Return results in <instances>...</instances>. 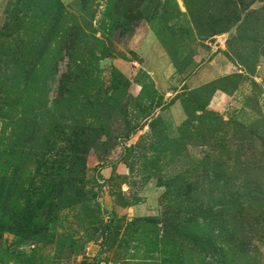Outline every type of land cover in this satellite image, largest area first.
Here are the masks:
<instances>
[{
    "label": "rangeland",
    "instance_id": "1",
    "mask_svg": "<svg viewBox=\"0 0 264 264\" xmlns=\"http://www.w3.org/2000/svg\"><path fill=\"white\" fill-rule=\"evenodd\" d=\"M0 264H264V0H0Z\"/></svg>",
    "mask_w": 264,
    "mask_h": 264
}]
</instances>
